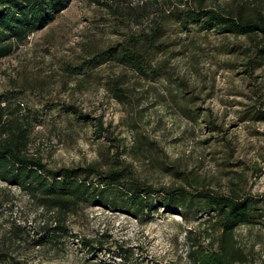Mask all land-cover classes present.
I'll use <instances>...</instances> for the list:
<instances>
[{
	"label": "rangeland",
	"instance_id": "obj_1",
	"mask_svg": "<svg viewBox=\"0 0 264 264\" xmlns=\"http://www.w3.org/2000/svg\"><path fill=\"white\" fill-rule=\"evenodd\" d=\"M198 3L264 13V0H72L0 58V93L18 94L21 107L39 115L29 153L51 169H122L152 190L141 211L107 187L102 205L83 204L66 217L64 238L35 245L8 231L20 225L32 234L57 212L0 180V264H190L193 246L216 248L221 233L204 223L196 191L233 188L264 206V120L254 117L264 111V63H254L246 36L183 30L171 20ZM156 19L165 22L166 48L152 58L166 76L151 81L112 61L86 70L94 53ZM167 190L187 198L168 202ZM233 243L248 264H264L262 225L237 227Z\"/></svg>",
	"mask_w": 264,
	"mask_h": 264
},
{
	"label": "trees",
	"instance_id": "obj_2",
	"mask_svg": "<svg viewBox=\"0 0 264 264\" xmlns=\"http://www.w3.org/2000/svg\"><path fill=\"white\" fill-rule=\"evenodd\" d=\"M71 1L0 0V58L12 54L29 35L48 25ZM171 20L183 30L195 27L199 31L246 36L252 42L254 63H264V13L259 10L249 14L243 7L212 8L198 3L195 7L173 11ZM164 24L156 19L148 31L131 33L114 46L94 53L84 62L86 70H92L103 61H112L151 81L166 76L160 61L154 63L152 58L166 48ZM80 68L83 71L84 67ZM117 83L110 84L114 94L120 97L123 94ZM64 109L68 114L85 119L72 106ZM260 112L254 117L264 120V111ZM38 118L36 110L21 107L18 94L0 93V180L17 186L38 208L56 211L58 216L54 223H42L32 234L14 225L8 231L11 238L29 239L27 242L35 245L60 241L69 231L66 217L83 204L102 205L107 187H113L111 189L117 190L141 211L149 208L145 197L152 190L127 179L122 169L102 171L94 164L51 169L41 157L29 153L30 135ZM177 191L175 194L167 190L164 198L182 204L187 197L184 192ZM196 196L207 214L204 223L215 225L221 233L216 248L193 246L189 253L190 264H248L233 243V233L241 225L264 227V206H258L255 198L244 197L233 188L227 195L200 190L196 191ZM85 245L90 243L86 241ZM16 263L15 259L9 262Z\"/></svg>",
	"mask_w": 264,
	"mask_h": 264
}]
</instances>
